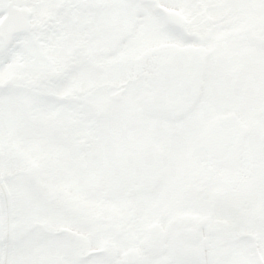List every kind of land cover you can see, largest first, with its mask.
Wrapping results in <instances>:
<instances>
[{
	"label": "snow or ice",
	"instance_id": "6c2138e0",
	"mask_svg": "<svg viewBox=\"0 0 264 264\" xmlns=\"http://www.w3.org/2000/svg\"><path fill=\"white\" fill-rule=\"evenodd\" d=\"M0 264H264V0H0Z\"/></svg>",
	"mask_w": 264,
	"mask_h": 264
}]
</instances>
